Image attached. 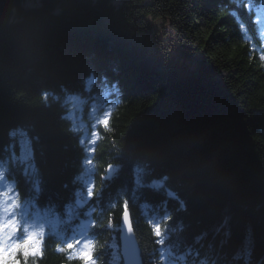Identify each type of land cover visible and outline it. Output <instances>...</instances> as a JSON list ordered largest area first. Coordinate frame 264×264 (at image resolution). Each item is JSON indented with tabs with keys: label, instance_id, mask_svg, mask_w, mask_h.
I'll use <instances>...</instances> for the list:
<instances>
[{
	"label": "trees",
	"instance_id": "16d2710c",
	"mask_svg": "<svg viewBox=\"0 0 264 264\" xmlns=\"http://www.w3.org/2000/svg\"><path fill=\"white\" fill-rule=\"evenodd\" d=\"M23 2L0 0V160L16 152L12 131L22 129L36 173L16 163L8 177L20 200L62 219L47 227L43 258L28 264H78L56 248L70 216L88 207L98 264H121L124 196L142 264H160L148 220L165 215L169 248L190 264H264V63L255 22L264 0ZM113 88L108 127L97 126L89 156L66 96L88 101ZM89 158L98 192L103 185L93 203Z\"/></svg>",
	"mask_w": 264,
	"mask_h": 264
},
{
	"label": "snow or ice",
	"instance_id": "6c2138e0",
	"mask_svg": "<svg viewBox=\"0 0 264 264\" xmlns=\"http://www.w3.org/2000/svg\"><path fill=\"white\" fill-rule=\"evenodd\" d=\"M257 45L253 44L250 52H255ZM259 59L264 63V47L260 48ZM91 83V81H90ZM116 89L111 91L105 90L103 98L106 99ZM102 105L94 104L91 109V115L95 116L96 110ZM110 118V110L99 118L93 125L91 138H88L87 127L83 124L80 128L84 129V135L81 137V145L87 143L86 149L89 156L95 153V144L99 137V132L96 131L97 126L108 127ZM79 130V129H74ZM83 165L94 168V161L87 159L83 161ZM95 169V168H94ZM112 175V170L109 167L108 176L101 175V180L108 179ZM3 174L0 173V179ZM89 202L93 203L100 192L103 191V185L98 192L97 186L92 180L85 189ZM115 205H113V208ZM122 212L120 221L129 231H134L132 227V217L129 210V200L127 196L123 197L121 204ZM164 223L159 221L148 220L149 227L152 229V234L160 250V264H177V261L184 262L186 256L181 254L177 256L175 249L169 248V229L166 226L171 219L168 215L162 217ZM73 223L78 221L73 220ZM115 222V212H110L108 215V225L111 226ZM96 221L91 222V226H96ZM85 230H81V234L77 237L65 241L57 245L56 251L60 254H67L70 258H74L78 264H98L96 259V241L88 238L84 234ZM49 237L47 228L33 221L29 216L22 214V204L19 198V193L11 187L0 189V264H28L29 258L33 260L42 259L44 255V243ZM251 241H249V244ZM198 255V254H197ZM20 257H23L21 260ZM199 264H209L207 259L200 260Z\"/></svg>",
	"mask_w": 264,
	"mask_h": 264
},
{
	"label": "rangeland",
	"instance_id": "374dc122",
	"mask_svg": "<svg viewBox=\"0 0 264 264\" xmlns=\"http://www.w3.org/2000/svg\"><path fill=\"white\" fill-rule=\"evenodd\" d=\"M39 0H24V5L30 6V5H36ZM154 28L160 30L159 25L154 24ZM108 90V89H105ZM104 90V91H105ZM98 97V100H104L103 93ZM109 91V90H108ZM111 97L106 98L105 100H110ZM66 101L68 103V113L67 115L70 116L73 123L75 122L77 125L83 124V119L85 117L83 116V107L85 105L84 98L77 97L76 95H67ZM89 102H96L95 100L90 99ZM98 104V103H93ZM85 111L88 112L87 120H91V122L94 124L99 118L102 116L100 114H95V116L91 115V108L87 107ZM86 126V125H85ZM82 130V128H81ZM12 135L15 137L17 142V150L16 152H13L12 155L7 158L6 160H0V173L3 174L2 179H0V189L11 187L14 191V181L8 177L9 169L11 165L20 164L23 167V171L27 173L30 178L34 177L35 175V169L33 167L32 162V155H31V147H30V138L29 136L22 130V129H15L12 131ZM22 214L25 216H29L33 221L39 222L46 225V222L50 219H53L54 216H51L49 211L46 210H39L34 206L32 202H26L22 201ZM22 260L23 257H20Z\"/></svg>",
	"mask_w": 264,
	"mask_h": 264
},
{
	"label": "water",
	"instance_id": "95a60500",
	"mask_svg": "<svg viewBox=\"0 0 264 264\" xmlns=\"http://www.w3.org/2000/svg\"><path fill=\"white\" fill-rule=\"evenodd\" d=\"M122 251H123V255L125 260L128 262L131 260H134L136 262H134L133 264H139V260H140V256H139V251L137 249L136 246V240L133 237V235H131V231H129L127 228H125V226L122 223ZM127 234L129 235L127 237Z\"/></svg>",
	"mask_w": 264,
	"mask_h": 264
},
{
	"label": "bare ground",
	"instance_id": "6f19581e",
	"mask_svg": "<svg viewBox=\"0 0 264 264\" xmlns=\"http://www.w3.org/2000/svg\"><path fill=\"white\" fill-rule=\"evenodd\" d=\"M97 97H99V96H97Z\"/></svg>",
	"mask_w": 264,
	"mask_h": 264
}]
</instances>
